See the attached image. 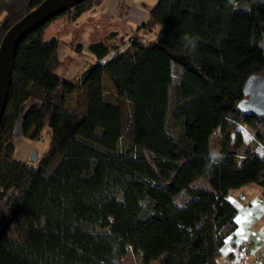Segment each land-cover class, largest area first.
I'll return each instance as SVG.
<instances>
[{
  "label": "trees",
  "instance_id": "trees-1",
  "mask_svg": "<svg viewBox=\"0 0 264 264\" xmlns=\"http://www.w3.org/2000/svg\"><path fill=\"white\" fill-rule=\"evenodd\" d=\"M43 1L0 0V43ZM102 3L68 8L12 49L0 120V264H124L130 250L143 264H218L237 228L231 189L255 182L264 197V153L255 152L258 144L264 152V119L237 106L244 81L264 74V0H157L128 36L116 30L91 42L93 64L68 81L55 73L62 40L59 32L47 38L50 25ZM156 28L154 39L138 34ZM173 65L182 68L176 137L166 128ZM105 75L131 105L126 152L118 148L122 108L105 101ZM78 90L84 114L66 107ZM46 125L52 138L39 164L15 158L14 133L35 139ZM199 178L209 187L192 185ZM181 191L192 199L179 206Z\"/></svg>",
  "mask_w": 264,
  "mask_h": 264
},
{
  "label": "rangeland",
  "instance_id": "rangeland-1",
  "mask_svg": "<svg viewBox=\"0 0 264 264\" xmlns=\"http://www.w3.org/2000/svg\"><path fill=\"white\" fill-rule=\"evenodd\" d=\"M157 1V0H153ZM155 3V2H154ZM90 16L89 13H85L83 16ZM85 18V17H84ZM83 21V19H80ZM80 21V22H81ZM88 19L85 18L83 23H80L77 26V24L69 23L67 26H65L63 29L66 30L60 35V38L63 39V42L59 44L58 50L60 59L63 61L61 66L58 67V69L55 71L56 74H61L64 76H67L66 80L71 81L72 79H75L76 77L80 76L82 74V71L88 68L91 64H93L94 60H91L89 58V48L88 45L93 42L100 40L104 34L108 31H104L105 28H102L100 25H104L106 22L105 20H100L98 23L99 26L97 28L96 25H88L85 23ZM60 21H57L53 23L50 27L52 29L51 31H57L62 29L63 26L60 25ZM84 24L86 26H84ZM81 27V28H80ZM81 30H80V29ZM98 30V35L96 34L95 30ZM52 33V32H51ZM51 33H48V37L50 38ZM93 33V34H92ZM96 34V36H94ZM143 38L145 40H150L154 34L146 32L142 33ZM69 40L74 41L75 43H81V49L84 52L83 55L79 56L76 52L75 47L72 45L66 44V42H69ZM68 45V46H67ZM173 75H172V84L170 86L169 92H170V99H169V109L167 111V119H166V128L167 131L174 137L178 135L179 127L175 124V122L172 119V111L176 106V85L178 82V77L182 71V68H180L178 65H173ZM103 84H104V98L106 102H109L113 105L121 106L122 108V114H123V124H124V132L122 136L119 139L118 148L120 151H128L132 146V117H131V105L127 100L121 99L114 91L113 84L110 82V79L107 75L103 78ZM86 98L84 96V93L82 90H78L74 93H71V95L68 96L66 101V107L69 109H74L80 114H84L86 111ZM239 129L242 130L243 137L246 142H251L253 132L248 129L243 124L240 125ZM219 134L218 131L215 134L213 140L211 141V150L212 151H218L219 148ZM52 138V132L50 127L48 125L44 126L43 129L40 131V135L38 138L31 139L27 134L26 135H18L14 138L13 145L15 146L14 150V157L28 162L33 165H38L40 162V159L43 155V153L49 148V143ZM255 151L261 152L262 146L257 145L255 147ZM33 152H35V156H37V159H33ZM192 185L198 186L200 188H208L209 183L204 178H199L197 180H194ZM175 201L179 206L184 205L189 200L192 199L188 194L181 191V193L177 194L175 197ZM112 221V219H110ZM109 227H107L108 229ZM125 264H143L141 262V259L137 256H135L132 253V250L129 251V253L124 258Z\"/></svg>",
  "mask_w": 264,
  "mask_h": 264
},
{
  "label": "crops",
  "instance_id": "crops-1",
  "mask_svg": "<svg viewBox=\"0 0 264 264\" xmlns=\"http://www.w3.org/2000/svg\"><path fill=\"white\" fill-rule=\"evenodd\" d=\"M154 2L156 3L157 1L103 0L101 5L91 8V10L83 13L85 14L88 12L90 16L84 15L83 18H81L82 14L80 18L73 23L80 26L78 24L83 23L86 18L88 19L87 22L85 21L86 24L90 26L96 25L95 28H97L100 20L104 19L106 23L104 25H100L102 28H105L104 31L108 30L104 36L109 32H114L116 30H118L119 33H125L128 36L131 34L133 28L147 21L150 15V9L155 4ZM80 19H83V21ZM57 21H60V25L63 27L60 30L57 28V31H51V34L55 35V33L59 32L60 38V35L66 31L64 30V27L70 22L65 24L61 20ZM84 26L86 25L84 24ZM158 30L159 28L151 30L154 34L151 39L156 37L155 33ZM151 31L141 29L138 34L143 36L142 33H151ZM96 34H99L98 30L96 31ZM96 34H94V36H96ZM104 36L101 39H103ZM61 40L62 41L60 43L63 42L62 38ZM68 43L69 42H66V44ZM79 44H82V42ZM64 78L66 79L67 76H64ZM255 152L259 154L264 153L263 148L261 152ZM228 201L233 203L236 208L237 214L235 221L237 228L231 235L225 238L221 246L220 255L217 258V263L264 264V197L261 196V187H259L255 182L245 183L240 188L231 189L228 194ZM124 258L125 257L122 258L123 263Z\"/></svg>",
  "mask_w": 264,
  "mask_h": 264
},
{
  "label": "water",
  "instance_id": "water-1",
  "mask_svg": "<svg viewBox=\"0 0 264 264\" xmlns=\"http://www.w3.org/2000/svg\"><path fill=\"white\" fill-rule=\"evenodd\" d=\"M84 0H44L39 6L32 9L20 21L10 27V30L3 36L0 43V120L4 113L9 92L10 66L12 49L23 33L44 25L50 19L56 17L68 8L78 5ZM242 88L245 98L237 104L244 115L255 116L264 119V74H252L244 81ZM20 129L15 132L16 136L21 135ZM33 159H37L33 152Z\"/></svg>",
  "mask_w": 264,
  "mask_h": 264
}]
</instances>
